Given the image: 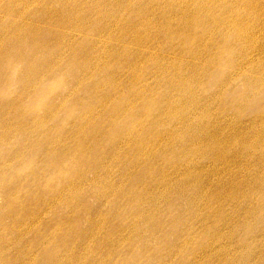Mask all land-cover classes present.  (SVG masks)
Segmentation results:
<instances>
[{"label":"rangeland","instance_id":"374dc122","mask_svg":"<svg viewBox=\"0 0 264 264\" xmlns=\"http://www.w3.org/2000/svg\"><path fill=\"white\" fill-rule=\"evenodd\" d=\"M262 14L0 0V264H264Z\"/></svg>","mask_w":264,"mask_h":264},{"label":"bare ground","instance_id":"6f19581e","mask_svg":"<svg viewBox=\"0 0 264 264\" xmlns=\"http://www.w3.org/2000/svg\"><path fill=\"white\" fill-rule=\"evenodd\" d=\"M259 0H246V4H247V8H248V12H250V15L251 16H253V17H255V18H258V17H260V16H263V12H264V8L263 7H258L257 6V2H258ZM151 9L154 11V14L156 13L155 12V9L153 8V7H151ZM221 13H224V14H226L227 13V9H225V10H223V9H220L219 10ZM135 15H136V17L135 18H132V17H129L128 18V21H129V23L132 21V20H135V19H137L139 16H140V13L139 12H135ZM145 17H143V20L144 21H146L147 20V18H148V16H149V14H148V11L145 13ZM110 14L109 13H105V14H101L99 17H98V19L99 20H101V21H97V25L99 26V28H104V24H102V23H107L106 21H102V20H104V19H106V20H108L109 18L112 20V16H110ZM160 18V17H159ZM209 20H212V21H216V15H215V13H212L211 12V16L209 17ZM101 22V23H100ZM204 22H206V21H204ZM203 22V23H204ZM124 23V24H123ZM126 24V22H123L122 21V25H125ZM175 24V22H173L172 21V18H168L167 19V21H166V23L164 24V25H162L161 26V30L159 31V34H161V35H163V36H165V40H167V42L168 41H170V40H172V39H170V38H172V37H175L174 35L176 34V32L177 31H175V30H173V28H172V26ZM119 25V24H118ZM204 25H206V23L204 24ZM232 27H233V25H231ZM234 28V27H233ZM120 29H121V32L120 33H118L117 35L115 34V37L114 38H124V37H126V36H132L136 31L135 30H133V29H137L136 27H132L131 26V24L130 25H128V26H120ZM127 29H129V33H128V35H127ZM109 30V29H108ZM18 32H21L20 30H18ZM25 36L26 37H29L30 36V34H32V35H35V32H34V30H33V28L32 27H28V30L27 31H25ZM20 34V33H19ZM113 33L112 34H110V36H108V37H113ZM142 36V34H139V33H136V37L137 38H139V37H141ZM26 37H22L23 38V40H28ZM61 38H63L64 39V36L63 35H61ZM185 51H190V47H186L185 48ZM151 62H152V64L155 66L156 65V60H151ZM87 65H86V63H84V65H83V70L85 69V67H86ZM180 97H181V94H180ZM192 197V196H191ZM193 199V198H192Z\"/></svg>","mask_w":264,"mask_h":264}]
</instances>
